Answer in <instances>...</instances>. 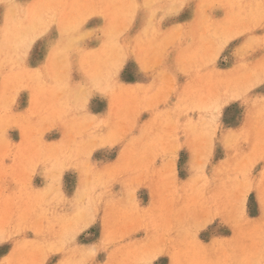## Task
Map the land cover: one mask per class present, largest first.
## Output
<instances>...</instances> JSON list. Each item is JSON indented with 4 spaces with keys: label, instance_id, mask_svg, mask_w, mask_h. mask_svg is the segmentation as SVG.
<instances>
[{
    "label": "rangeland",
    "instance_id": "rangeland-1",
    "mask_svg": "<svg viewBox=\"0 0 264 264\" xmlns=\"http://www.w3.org/2000/svg\"><path fill=\"white\" fill-rule=\"evenodd\" d=\"M262 182L264 0H0V264H264Z\"/></svg>",
    "mask_w": 264,
    "mask_h": 264
},
{
    "label": "snow or ice",
    "instance_id": "snow-or-ice-1",
    "mask_svg": "<svg viewBox=\"0 0 264 264\" xmlns=\"http://www.w3.org/2000/svg\"><path fill=\"white\" fill-rule=\"evenodd\" d=\"M250 198H253L261 205H264V182L261 183L259 188L253 187L250 189H244L242 193L241 204L243 206H247Z\"/></svg>",
    "mask_w": 264,
    "mask_h": 264
},
{
    "label": "crops",
    "instance_id": "crops-1",
    "mask_svg": "<svg viewBox=\"0 0 264 264\" xmlns=\"http://www.w3.org/2000/svg\"><path fill=\"white\" fill-rule=\"evenodd\" d=\"M101 112H102V109L100 107L98 108V110L96 108H94V112L91 113L92 115H94V117H91V118L96 120V118H97L96 116L101 115Z\"/></svg>",
    "mask_w": 264,
    "mask_h": 264
}]
</instances>
